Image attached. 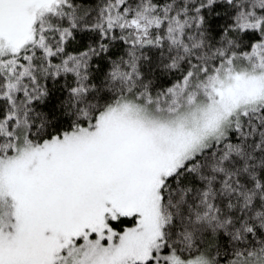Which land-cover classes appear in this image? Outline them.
Masks as SVG:
<instances>
[{"label": "snow or ice", "instance_id": "snow-or-ice-1", "mask_svg": "<svg viewBox=\"0 0 264 264\" xmlns=\"http://www.w3.org/2000/svg\"><path fill=\"white\" fill-rule=\"evenodd\" d=\"M0 264H264V0H0Z\"/></svg>", "mask_w": 264, "mask_h": 264}]
</instances>
